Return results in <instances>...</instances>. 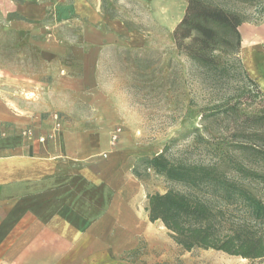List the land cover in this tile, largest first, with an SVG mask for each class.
<instances>
[{
  "label": "crops",
  "instance_id": "obj_1",
  "mask_svg": "<svg viewBox=\"0 0 264 264\" xmlns=\"http://www.w3.org/2000/svg\"><path fill=\"white\" fill-rule=\"evenodd\" d=\"M239 31L243 55L258 54ZM10 35L28 49L14 44L7 65L1 42ZM141 39L103 14L101 0H0V264H148L140 250L143 238L149 249V228H133L148 225L131 153L112 141L115 124L88 120L80 107L70 115L66 85L85 106L80 95L98 88L107 54ZM246 69L264 90L257 69ZM55 111L68 121L56 127Z\"/></svg>",
  "mask_w": 264,
  "mask_h": 264
},
{
  "label": "rangeland",
  "instance_id": "obj_2",
  "mask_svg": "<svg viewBox=\"0 0 264 264\" xmlns=\"http://www.w3.org/2000/svg\"><path fill=\"white\" fill-rule=\"evenodd\" d=\"M215 1L244 18L239 30L242 27L246 34L244 37L251 40L250 45L257 48L260 57L254 50L243 55L240 35L238 52L234 51L233 43L224 52L214 53V66H199L176 46L173 37L174 29L185 15L186 0H101L102 13L120 19L127 32L132 33L135 39L140 35L142 42L128 50L107 54L96 75L98 88L80 95L85 106L73 103L79 95L73 92L72 81L65 83L70 89V115L78 114L80 107L88 120L93 118V122H99V125L115 124L112 135L115 139L112 141L121 142L131 153L132 174L137 180L134 191L136 196L141 194L142 197L137 209L145 216L148 225L137 222L133 228H149V249H146V239L143 238L140 250L148 264H264V258L249 260L213 249L184 250L174 242L160 221L150 222L145 211L147 195L181 190L178 184L155 173L148 160L160 153L174 161L212 162L216 159L212 151L213 145L218 143L215 137L227 123L221 114L201 120V112H211L214 106L228 101L234 103L237 96L247 102L250 113L264 111V103L261 102L264 90L246 69L253 66L264 79V74H259L261 65L258 66L261 58L264 60V0ZM10 36L12 38L7 36L10 39L1 42L5 44L7 65L13 64L14 44L28 49V41ZM32 60L39 68L43 66L35 55ZM65 60L79 70L72 58ZM28 62L27 59L22 65ZM54 114L66 122L69 119L66 113L55 111L50 115ZM197 128L208 141L203 150L192 146ZM232 151L229 148V152ZM233 154L241 156L246 164L245 155ZM248 166L264 172V166L256 162L250 161ZM224 168L227 175L234 176L231 167ZM252 191L264 201V186L253 185ZM225 212L230 223L246 220L238 208H229ZM257 228L264 233V224ZM136 256L138 254L135 253L133 258Z\"/></svg>",
  "mask_w": 264,
  "mask_h": 264
},
{
  "label": "trees",
  "instance_id": "obj_3",
  "mask_svg": "<svg viewBox=\"0 0 264 264\" xmlns=\"http://www.w3.org/2000/svg\"><path fill=\"white\" fill-rule=\"evenodd\" d=\"M186 1L185 15L173 32L179 49L202 67L214 66V53L224 52L233 43L234 51H239V27L245 20L238 12L215 0ZM247 108V102L237 96L234 103L201 112V120L221 114L227 123L215 137L214 161H174L164 153L148 160L155 173L181 187L147 195L148 220L160 221L184 250L203 248L249 260L264 258V233L257 228L264 224V201L252 191L253 185L264 186V172L248 166L250 161L264 166V111L252 114ZM206 142L197 128L192 146L203 150ZM229 148L245 155L246 164ZM225 166L234 171L233 177L226 174ZM229 208L240 209L246 220L228 222L225 211Z\"/></svg>",
  "mask_w": 264,
  "mask_h": 264
},
{
  "label": "built area",
  "instance_id": "obj_4",
  "mask_svg": "<svg viewBox=\"0 0 264 264\" xmlns=\"http://www.w3.org/2000/svg\"><path fill=\"white\" fill-rule=\"evenodd\" d=\"M52 120H53V122H55V123H57V125H56V127H58V123H60V118L58 117V115L57 114H54L53 116H52ZM27 134H30V132L29 131H27ZM115 139V135L114 136H112V140H114ZM44 141V139H42V138H40V142H43Z\"/></svg>",
  "mask_w": 264,
  "mask_h": 264
},
{
  "label": "bare ground",
  "instance_id": "obj_5",
  "mask_svg": "<svg viewBox=\"0 0 264 264\" xmlns=\"http://www.w3.org/2000/svg\"><path fill=\"white\" fill-rule=\"evenodd\" d=\"M253 55V54H252Z\"/></svg>",
  "mask_w": 264,
  "mask_h": 264
}]
</instances>
